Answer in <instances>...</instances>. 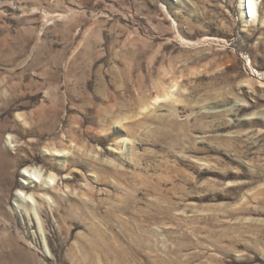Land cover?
<instances>
[{
	"label": "rangeland",
	"instance_id": "374dc122",
	"mask_svg": "<svg viewBox=\"0 0 264 264\" xmlns=\"http://www.w3.org/2000/svg\"><path fill=\"white\" fill-rule=\"evenodd\" d=\"M256 2L0 0V264H264Z\"/></svg>",
	"mask_w": 264,
	"mask_h": 264
},
{
	"label": "bare ground",
	"instance_id": "6f19581e",
	"mask_svg": "<svg viewBox=\"0 0 264 264\" xmlns=\"http://www.w3.org/2000/svg\"><path fill=\"white\" fill-rule=\"evenodd\" d=\"M243 11H244V14H245V17L247 18V20L257 19L258 18V4H257L256 0H243ZM65 154L66 153L64 152L63 155H65ZM26 173L24 174V176L29 181L30 180L37 181L39 179L38 178L39 176L33 178V177L27 175ZM28 174H30V173H28ZM30 175H32V174H30ZM32 176H34V175H32ZM36 178H37V180H36ZM51 181H54V178H52ZM45 185H46L45 186V189L46 190L52 191V189L50 188V184L48 183V181L47 182L45 181ZM17 197H18L19 201H21L23 203H24V201L25 202L28 201L27 203L30 202L29 200H26V198H24V196L21 195V194H19V193L17 194ZM37 197L39 198L38 195H37Z\"/></svg>",
	"mask_w": 264,
	"mask_h": 264
}]
</instances>
